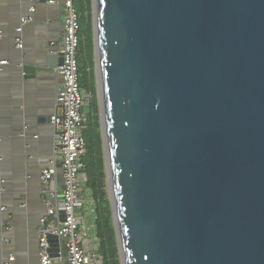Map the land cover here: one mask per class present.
<instances>
[{"label": "water", "instance_id": "obj_1", "mask_svg": "<svg viewBox=\"0 0 264 264\" xmlns=\"http://www.w3.org/2000/svg\"><path fill=\"white\" fill-rule=\"evenodd\" d=\"M91 7L120 264H264V0Z\"/></svg>", "mask_w": 264, "mask_h": 264}, {"label": "crops", "instance_id": "obj_2", "mask_svg": "<svg viewBox=\"0 0 264 264\" xmlns=\"http://www.w3.org/2000/svg\"><path fill=\"white\" fill-rule=\"evenodd\" d=\"M64 1L33 0V20L23 27V47L18 48L15 29L30 2L0 0V27L5 33L0 40V60L8 61L0 67V209L4 207L0 211V261L13 254L12 264H38L36 231L46 210L39 173L54 154L55 137L53 123L39 120L54 112L61 82L56 72L58 53L49 49L50 42L56 48L60 42ZM23 58L35 67V76L24 77L19 64ZM55 185L60 188V182ZM83 192L86 203L79 214L89 241L96 235L94 203L89 188L85 186ZM6 223L12 227L8 232H4ZM66 263L65 257L57 261Z\"/></svg>", "mask_w": 264, "mask_h": 264}, {"label": "built area", "instance_id": "obj_3", "mask_svg": "<svg viewBox=\"0 0 264 264\" xmlns=\"http://www.w3.org/2000/svg\"><path fill=\"white\" fill-rule=\"evenodd\" d=\"M28 1L30 4L24 6L25 12L20 15L19 24L15 29L18 34L14 40L18 48L23 47L20 33L23 27L33 20L36 10L33 0ZM53 2L54 0H47V3ZM63 10V28L59 45L56 48L54 42H50L49 50L50 53L62 54L61 62L56 66L61 82L55 94L54 112L50 115V121L55 127L54 154L39 173L40 192L46 210L36 231L38 264H57V261L61 260L59 256L51 255L50 249L60 253V246L52 248L47 239L48 234L60 237L64 245L62 255L68 264H102L99 240L95 235L86 241L85 225L79 214L86 203L83 192L86 174L82 172L86 152L83 132L88 123L85 109L90 94L79 82L77 52L80 24L73 1L65 0ZM4 35L0 27V40ZM7 63V60H0V67ZM58 161L61 163L60 167L57 166ZM58 173H61L59 189L56 185L55 188L52 187L58 181ZM3 208L1 207L0 211ZM11 228V225L6 223L4 232L10 231ZM2 240L6 242L7 238ZM14 259V255L9 254L7 259L0 261V264H12Z\"/></svg>", "mask_w": 264, "mask_h": 264}, {"label": "trees", "instance_id": "obj_4", "mask_svg": "<svg viewBox=\"0 0 264 264\" xmlns=\"http://www.w3.org/2000/svg\"><path fill=\"white\" fill-rule=\"evenodd\" d=\"M77 11L80 29L78 32V71L80 86L85 88L84 77L81 78L82 65L79 57L82 56L84 45V29L91 26V37L89 45V56L87 62L91 72V83L95 93L94 81V54H93V33H92V0H72ZM95 97V95H94ZM88 123L83 132L86 152L83 157L84 173L86 174L85 186L89 188L94 202L95 232L99 240V251L102 255V264H120L116 236L112 222V211L110 201L106 192V173L102 147V136L100 132L99 115L97 112H87Z\"/></svg>", "mask_w": 264, "mask_h": 264}, {"label": "rangeland", "instance_id": "obj_5", "mask_svg": "<svg viewBox=\"0 0 264 264\" xmlns=\"http://www.w3.org/2000/svg\"><path fill=\"white\" fill-rule=\"evenodd\" d=\"M92 33H93V27H92ZM90 37H91V26L88 25L84 29L83 52H82V56L79 57V62L82 65L81 78L84 77V80L86 83V85H85L86 91L90 94L89 103H88L85 110H86V112H91V113L97 112L98 113L100 132H101V119L102 118H101V99H100V95H99L98 65L94 64V66H93L94 81H95V93H92L93 92V86H92L91 79H90L91 78V72L89 71L90 67H89V64L87 62V59L89 56L88 52H89V45H90ZM93 54H94V63H95V53L93 52ZM94 95H95V97H94ZM102 147H103V144H102ZM104 166H105V164H104ZM82 172L84 173V170ZM106 192H107V197L109 199L110 194H109V185H108L107 176H106Z\"/></svg>", "mask_w": 264, "mask_h": 264}]
</instances>
